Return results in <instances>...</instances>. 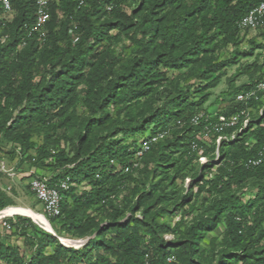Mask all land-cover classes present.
Masks as SVG:
<instances>
[{
    "label": "trees",
    "instance_id": "1",
    "mask_svg": "<svg viewBox=\"0 0 264 264\" xmlns=\"http://www.w3.org/2000/svg\"><path fill=\"white\" fill-rule=\"evenodd\" d=\"M124 1L49 0L50 19L43 43L27 37L23 29L24 24L34 20L33 0H10L9 19L0 7V73L14 65L18 75V79L0 87L1 96L10 99L12 110L0 122V139H7L33 120L60 117L63 100L87 69L92 70L85 92L91 98L93 114L80 125L71 158L43 146L35 148L25 135L11 139L22 147L21 157L36 149L35 157L25 158V176L34 169L48 178L49 185L65 178L73 184L63 193L60 215L46 218L56 236L37 231L29 217L14 215V219L4 222L24 238L31 254L26 259L17 247L0 240V264H145V255L153 264H162L169 255L175 257V264H264V165L247 169L243 164L264 146V101L247 106L235 102L237 94L252 89L264 78V66L256 77H249L248 82L224 93L225 99L216 101L221 105L218 113L224 116L243 107L251 109V121L245 128L222 132L225 137L233 133L232 141L221 140L216 146L212 139L201 155L191 152V142L205 122L202 118L198 126H193L189 121L194 115H208L202 107L208 94L201 92L215 88L225 69L237 62L236 50L250 32L241 31L237 23L264 0H140L143 12L130 15L121 10ZM109 6L112 9L107 11ZM56 12L63 18L61 34L51 31ZM160 12L164 13L155 18ZM106 15L109 18L98 24ZM72 22L77 29L67 35ZM129 29L132 31L126 38L134 47L126 63L121 65L114 56L97 59L99 53L85 51L91 39V45L101 41L102 36L110 41V31ZM72 38L76 40L75 51L63 61L56 42L67 41L69 45ZM156 39L160 41L155 43ZM227 47L233 49V54L219 61L217 54ZM240 54L251 56L253 49ZM36 55L45 66L40 82L31 72ZM160 66L174 70L191 67L200 84L194 91L199 100L192 101L188 87L177 88L175 94L164 87L156 97L159 105L150 113L120 117L124 108L138 104L165 80L158 71ZM111 107L116 109L115 119ZM159 133L165 135L144 154L139 167L124 173L123 168L131 164L145 135L150 138ZM51 157H55V175L44 163ZM200 157L206 159L203 164L199 163ZM134 171L143 177L142 181L140 177L133 179ZM127 180L134 183L133 200L123 197L113 204L112 199ZM145 186L147 189L142 191ZM249 187L254 194L243 199V188ZM173 200L178 201L172 205L178 219L172 226L155 224L153 217L150 223L134 218L143 205V218L157 205L168 213ZM8 206L13 205L1 198L0 211ZM220 224L221 238H210L207 248L201 247ZM163 234L172 239L164 241ZM59 236L89 239L77 249L63 246ZM49 248L52 252L47 253Z\"/></svg>",
    "mask_w": 264,
    "mask_h": 264
},
{
    "label": "rangeland",
    "instance_id": "2",
    "mask_svg": "<svg viewBox=\"0 0 264 264\" xmlns=\"http://www.w3.org/2000/svg\"><path fill=\"white\" fill-rule=\"evenodd\" d=\"M53 1V0H51ZM121 10L124 14L130 15L133 12L135 14L143 12L142 5L140 4V0H126L122 2ZM142 9V10H141ZM162 13L155 18H158ZM109 18L108 15L103 16L99 19L98 24L104 23V21ZM53 27L51 29L52 33L61 34L64 30L62 23L63 18L61 13L56 12L53 18ZM69 28L67 30V35H70L72 31H76L77 27L74 22L69 24ZM132 31L129 29L127 31H118L112 30L109 32V35L112 39L109 41L105 36H102V40L99 42H95V44L91 45L94 40H90V42L86 45L85 51L87 53H93L94 51L99 53L97 59L104 58L107 56H114L120 60V64L126 63V60L133 53V45L127 40V34ZM52 37H50V40ZM160 39H156L155 43H158ZM76 40L72 38L69 41V45L67 41H59L56 42L59 53L63 54V61H68L70 59L71 53L75 51ZM262 46V49H255L256 47ZM253 49V54L251 56H242L240 53L247 52ZM237 62L230 67L225 69V75L220 79L219 84L210 90L205 89L202 90V94L207 93V101L202 105V107H206L207 111L212 112L215 109L221 107L219 103H216L218 99H225L224 93H230L234 88L242 85L243 83L248 82L249 77H256L258 73L264 66V28L262 27L256 31H250L245 34L243 41L236 50ZM233 49L231 47H227L226 49L220 51L217 56L219 61H224L228 59L233 54ZM96 59V61H97ZM34 65L31 68L32 76L36 82L42 81L45 76V66L44 61L40 58L39 55H36ZM120 64L118 66H120ZM264 69V68H263ZM90 70H84L83 77L80 82L72 88V91L67 93V96L63 100L65 103V107L63 109L62 115L57 118L49 119L48 117L44 120H33L30 124L21 125L17 130L13 131L9 134L7 139H0V199L4 198L8 200L13 206H22L31 208L38 213L43 215L41 206L33 199L27 188L28 178L25 176V172L28 169V163L25 158L35 157L36 147H44L45 149H49L51 151L64 152V154H68V157L71 158L74 154V144L75 138L80 130V125L83 120L87 117L92 116V111L90 109L91 98L86 96V83ZM159 73L164 75L165 80H161L158 85H155L151 94L141 99L138 104H132L127 108H124L122 115L128 113V115L136 118L145 116L150 113L156 105H159L160 102L156 101V97L159 91L162 88H168L173 94L176 93V89H184L188 87L190 89V94H193L192 101L199 100V94L194 91L198 89L200 86L199 82L193 75L192 68H183L181 70L174 69H165L163 67H159ZM18 79L17 71L14 65H10L6 68V71L0 73V87L3 84H6L9 80ZM1 92V91H0ZM221 95V96H220ZM11 104L10 99L4 98L0 94V122L7 118L9 113L11 112ZM111 116L115 119V111L116 109L111 107L109 108ZM16 113V112H15ZM13 113V115H15ZM110 127L106 126L104 129ZM99 130V129H98ZM21 135H25L29 141L32 143L35 148L30 149L25 153L24 156H20V151L22 147L19 144L14 143L11 139L15 137H21ZM120 137V136H119ZM118 137V138H119ZM147 135H145V138ZM143 138V139H145ZM140 138H137V140ZM23 140V139H22ZM210 143H207L209 145ZM55 156V155H54ZM22 160V161H21ZM26 162V164H24ZM45 165L48 166L47 170L51 173V175H55V157H51L45 160ZM171 171V170H170ZM168 171V173H170ZM50 174H46L49 176ZM133 179H138L142 181L143 177L134 171L132 173ZM134 186V183L130 180H127L122 191L116 195L112 199L113 204L118 203L122 200L123 197H127L133 200V196H131V191ZM147 186L142 188V191L146 190ZM252 188H243L245 192L243 199H247L254 194V190ZM151 200L147 201V204L150 203ZM178 201L170 202V206L168 207L169 212L165 213L159 210V206H154L149 209V213L145 215V218L140 216V211L144 209V205L139 207L138 212L135 214L134 218L146 221L147 223L151 222V218L153 217V222L155 224H169L173 225L175 221H177L176 213L172 211L174 203ZM146 206V205H145ZM129 214L125 215V218L128 217ZM15 216L5 217L0 219V240L11 247H17L19 253L23 255L26 259L30 258L31 248L27 243L24 242V238L19 234L14 233L11 230H5L2 224L7 219H14ZM190 219L188 216L187 220ZM124 220V219H122ZM36 230H44L41 226L34 224ZM58 228V225L56 226ZM144 229L145 227H141ZM31 231V230H30ZM223 231V226L220 224L217 227L216 232H211L205 241L202 243L201 247L207 248V243L210 238L217 237V239L221 238ZM148 237V236H147ZM162 239L164 241H169L172 237L169 234H163ZM47 253L52 252L49 248L46 250ZM61 264H71L63 261Z\"/></svg>",
    "mask_w": 264,
    "mask_h": 264
},
{
    "label": "built area",
    "instance_id": "3",
    "mask_svg": "<svg viewBox=\"0 0 264 264\" xmlns=\"http://www.w3.org/2000/svg\"><path fill=\"white\" fill-rule=\"evenodd\" d=\"M33 2L35 9L34 20L31 24H24L23 29L25 30L27 37H36L38 41L43 43L47 34L46 25L50 19L49 0H33ZM80 4H82V2ZM0 7L3 16L8 18L12 13L10 0H0ZM111 9L112 6L107 7V11H110ZM237 26L241 31H255L264 26V1L252 8L242 19H240ZM260 101H264V78L252 89L239 93L235 97V102L241 103L244 106H247L249 103ZM260 112L261 110L258 111L259 114ZM202 118H204L205 122L203 130L195 135L194 140L190 145L191 152L199 155L204 152L207 143H211L212 139H214L216 146L219 145L221 140L232 141L234 138L233 133L229 137H225L222 135V132L245 128L251 121V109L243 107L228 116L219 114L217 109L209 112L206 116L203 114L194 115L189 121L193 126H198ZM177 124L181 125L180 122H177ZM164 135L165 133H159L150 138L146 137L141 140L139 149L135 152L131 164L125 166L123 172L128 173L131 170L137 169L144 154L150 150L153 144L163 138ZM205 161L206 159L204 157L199 158L200 164H203ZM243 164L247 169L264 165V146L257 151L255 157L245 160ZM27 176H29L27 182L28 190L33 199L41 206L43 216L45 218H55L59 216L63 193L73 184L70 179L65 178L63 180H58L53 185H49L48 178L41 173L36 172L34 169H31L27 173ZM2 226L9 230V226L6 223H3ZM145 259V264H153L149 261L148 255H145ZM175 262V257L169 255L164 258L162 264H175Z\"/></svg>",
    "mask_w": 264,
    "mask_h": 264
},
{
    "label": "bare ground",
    "instance_id": "4",
    "mask_svg": "<svg viewBox=\"0 0 264 264\" xmlns=\"http://www.w3.org/2000/svg\"><path fill=\"white\" fill-rule=\"evenodd\" d=\"M14 215L29 217L34 223L41 226L45 231L56 236L53 227L49 224L46 218L31 208L22 206H8L0 211V219ZM58 240L63 246L78 249L86 243L87 238L72 240L59 236Z\"/></svg>",
    "mask_w": 264,
    "mask_h": 264
},
{
    "label": "water",
    "instance_id": "5",
    "mask_svg": "<svg viewBox=\"0 0 264 264\" xmlns=\"http://www.w3.org/2000/svg\"><path fill=\"white\" fill-rule=\"evenodd\" d=\"M89 238H87V240H88ZM87 242V241H86Z\"/></svg>",
    "mask_w": 264,
    "mask_h": 264
},
{
    "label": "crops",
    "instance_id": "6",
    "mask_svg": "<svg viewBox=\"0 0 264 264\" xmlns=\"http://www.w3.org/2000/svg\"><path fill=\"white\" fill-rule=\"evenodd\" d=\"M16 216V215H15Z\"/></svg>",
    "mask_w": 264,
    "mask_h": 264
}]
</instances>
